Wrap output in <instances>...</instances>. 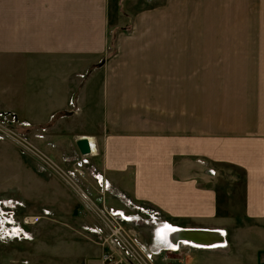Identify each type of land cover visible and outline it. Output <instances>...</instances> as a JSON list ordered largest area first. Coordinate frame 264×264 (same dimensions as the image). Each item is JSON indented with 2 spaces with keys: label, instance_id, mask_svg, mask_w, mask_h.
<instances>
[{
  "label": "crops",
  "instance_id": "1",
  "mask_svg": "<svg viewBox=\"0 0 264 264\" xmlns=\"http://www.w3.org/2000/svg\"><path fill=\"white\" fill-rule=\"evenodd\" d=\"M109 2L0 0V63L9 57L19 62L20 56L24 68L40 71L39 78L25 76L34 89L51 81L54 87H68L63 100L52 95L46 108L41 98L20 100L15 95L18 87L2 89L0 82V108L20 117L21 102L27 101L34 110L26 119L44 122L76 89L79 79L72 71L104 59L84 83L79 106L88 114L78 115V122L89 130L96 127L95 162L112 183L161 209L166 220L198 228L190 234L196 243L182 247L167 263L264 264V109L256 108L258 90L264 96V87L252 97L255 106L248 102V108L255 109L231 110L225 105L214 109L213 95L221 97L222 92L212 86V70L232 68L223 62L181 60L210 50L193 47L196 35L191 41L182 28L185 19L176 17V0H123L126 15L119 13L118 0H113L115 10L109 14ZM110 16L115 18L112 23ZM127 25L116 30L115 50L106 54L109 26ZM256 37L259 33L239 36L240 59L255 43L256 51L264 55V42ZM53 55L63 58L53 60ZM47 66L60 70V78L41 75ZM236 69L257 71L252 78L258 85L264 83V61H238ZM197 70L201 74L190 82L183 77L196 76ZM239 76L243 78L238 73L236 80ZM153 135H160V143ZM80 137L74 138L75 147ZM238 170L243 176L241 189L233 187ZM169 232L157 229L154 244L171 245ZM183 234L189 233L179 235Z\"/></svg>",
  "mask_w": 264,
  "mask_h": 264
},
{
  "label": "rangeland",
  "instance_id": "2",
  "mask_svg": "<svg viewBox=\"0 0 264 264\" xmlns=\"http://www.w3.org/2000/svg\"><path fill=\"white\" fill-rule=\"evenodd\" d=\"M122 1L118 0L117 8L119 13L126 15ZM108 5L106 9L112 14L115 10L113 0ZM176 12V17L185 19L182 28L191 35V41L196 35L193 47L208 48L211 54L197 53L181 60L223 62L232 68L212 70V86L222 92L221 97L213 95V108L225 105L231 110L255 109L248 108V102L252 103L255 91L263 88L264 83L261 81L263 84L258 85L252 78L257 71L237 70L236 67L238 61H264V55L256 51L258 43H255L250 46L249 55L245 54L244 59L242 54L240 59L236 43L239 36L258 33L262 36L256 40L264 42V0H176ZM114 19L110 16L111 23ZM126 27L128 25L109 26L106 54L115 50L116 30ZM18 58L19 62L9 57L8 61L0 63L2 89L18 87L15 88L18 90L16 97L27 101L41 98L43 101L39 102L46 108L52 95L64 99L68 87H54L53 81L42 83L39 90L34 89L33 81L27 82L25 76L39 78L40 71L24 68L20 56ZM51 58L62 59L63 55ZM98 62L91 63L85 70L72 71L73 78L79 79L76 89L67 95L65 105L50 112L44 122L26 119L34 110L27 107V101L21 102L20 117L14 110L0 108V119L8 118L5 126L0 121V135H3L0 138V264H172L167 263L169 258L196 243L190 234L199 231L198 228L181 227L166 220L161 209L135 198L120 184L112 183L96 164L99 153L93 134L97 129L83 128L78 115L88 114L87 110L81 111L80 95L90 71L98 67L97 63L104 64V59ZM238 73L243 78L239 76L236 80ZM199 74L201 71L197 70L196 76L186 74L183 77L190 82ZM41 75L59 79L61 71L47 66L42 68ZM188 82L184 81L185 86ZM185 86L183 94H186ZM238 89L241 90L239 95ZM258 92L260 103L256 108L264 109V96L260 90ZM49 111L43 109L44 113ZM12 116L17 119L15 123ZM56 120H63L64 124L55 126ZM80 136L92 140L90 153L81 154L74 146V138ZM155 137H159L156 141L160 143V135H153ZM237 172L233 187L241 189L242 171ZM112 212L117 213L116 217ZM163 227L170 231L174 242L171 247L153 242L156 230ZM200 231L205 232L204 229ZM181 233L189 234L179 235ZM114 240L119 248L114 247ZM110 254L111 259L107 257ZM117 261L119 263H115Z\"/></svg>",
  "mask_w": 264,
  "mask_h": 264
},
{
  "label": "water",
  "instance_id": "3",
  "mask_svg": "<svg viewBox=\"0 0 264 264\" xmlns=\"http://www.w3.org/2000/svg\"><path fill=\"white\" fill-rule=\"evenodd\" d=\"M76 146L81 154L90 152L89 141L87 137H80L76 140Z\"/></svg>",
  "mask_w": 264,
  "mask_h": 264
},
{
  "label": "built area",
  "instance_id": "4",
  "mask_svg": "<svg viewBox=\"0 0 264 264\" xmlns=\"http://www.w3.org/2000/svg\"><path fill=\"white\" fill-rule=\"evenodd\" d=\"M7 120H8V118L6 117V116H4V120L2 121L1 119H0V121H1V123L5 126V124L7 123ZM11 120H12V122H16V117L15 116H12V118H11ZM3 135H0V138L2 137ZM112 215L113 216H115L116 217V215H117V213H115V212H112ZM114 244L113 245H115L114 247H116V248H119L118 246V244H116V241L114 240ZM217 243H222L221 241H219V242H217ZM191 244H194L192 241H191ZM223 244V243H222ZM197 245H200V243L199 244H197ZM172 245H170V247H171ZM106 257V256H105ZM109 259H111V257H112V254H110L109 256H107ZM104 260H105V258H104ZM115 263H119L118 261L117 262H115Z\"/></svg>",
  "mask_w": 264,
  "mask_h": 264
},
{
  "label": "bare ground",
  "instance_id": "5",
  "mask_svg": "<svg viewBox=\"0 0 264 264\" xmlns=\"http://www.w3.org/2000/svg\"><path fill=\"white\" fill-rule=\"evenodd\" d=\"M87 139H88V141L90 142V144H89V147H90V152H91V150L93 149V145H92V140L89 138V137H87ZM89 152V153H90ZM162 229H168L167 227H163ZM169 230V229H168ZM176 230V229H175ZM173 244H174V242H173ZM172 245V244H171ZM221 245H223V244H221ZM206 246H208V245H206ZM210 246H213V245H210ZM170 247V246H169Z\"/></svg>",
  "mask_w": 264,
  "mask_h": 264
}]
</instances>
